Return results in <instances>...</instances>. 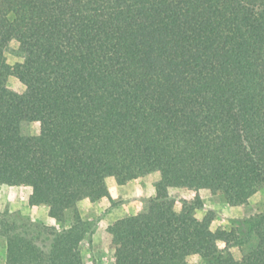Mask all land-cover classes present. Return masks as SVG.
<instances>
[{
  "label": "trees",
  "instance_id": "1",
  "mask_svg": "<svg viewBox=\"0 0 264 264\" xmlns=\"http://www.w3.org/2000/svg\"><path fill=\"white\" fill-rule=\"evenodd\" d=\"M144 176L113 264H264V211L224 228L201 194L264 186V0H0V185L64 224L0 210L5 264H82L78 202Z\"/></svg>",
  "mask_w": 264,
  "mask_h": 264
},
{
  "label": "rangeland",
  "instance_id": "2",
  "mask_svg": "<svg viewBox=\"0 0 264 264\" xmlns=\"http://www.w3.org/2000/svg\"><path fill=\"white\" fill-rule=\"evenodd\" d=\"M12 46L15 48L16 43L12 42ZM12 56L9 54L10 61L14 60ZM9 85L21 88L15 79H10ZM24 129L37 134L40 126L33 121L25 125ZM106 184L109 196L98 200L83 199L77 205L81 217L89 226L88 235L81 243L82 264H113L114 255L109 245L107 226L118 218L145 210L148 198L154 193L153 180L148 176L132 179L124 184H117L114 179H109ZM29 194L30 188L26 186L0 185V210L18 211L25 218L59 228L64 225L49 217L45 207L30 206ZM201 194L205 207L215 212L214 224L224 228L231 227L238 218L264 211V186L259 187L246 203L234 206L228 205L219 195L211 194L209 190L205 189ZM173 195L177 198L179 191H175ZM232 252L236 258L241 257L237 247H233ZM5 255L6 241L0 236V264H5ZM194 262L197 263V260Z\"/></svg>",
  "mask_w": 264,
  "mask_h": 264
}]
</instances>
